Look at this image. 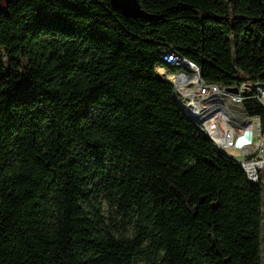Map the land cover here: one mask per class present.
Instances as JSON below:
<instances>
[{
  "label": "trees",
  "instance_id": "16d2710c",
  "mask_svg": "<svg viewBox=\"0 0 264 264\" xmlns=\"http://www.w3.org/2000/svg\"><path fill=\"white\" fill-rule=\"evenodd\" d=\"M137 1L160 19L109 0L0 11V264L264 261V174L251 183L155 78L189 74L164 63L173 47L206 83L264 85V0Z\"/></svg>",
  "mask_w": 264,
  "mask_h": 264
},
{
  "label": "built area",
  "instance_id": "2783aa9c",
  "mask_svg": "<svg viewBox=\"0 0 264 264\" xmlns=\"http://www.w3.org/2000/svg\"><path fill=\"white\" fill-rule=\"evenodd\" d=\"M166 53L175 59L186 60L173 47H169ZM193 66L196 67V76L185 75L181 70L170 73L159 66L155 73L159 69L175 76L173 97L174 91L183 94L192 91V96H202V103L215 118L216 150L230 159L240 158L242 164L259 163L258 172L264 168V126L259 115L260 110H264V85L244 77L228 85L206 83L198 67Z\"/></svg>",
  "mask_w": 264,
  "mask_h": 264
},
{
  "label": "bare ground",
  "instance_id": "6f19581e",
  "mask_svg": "<svg viewBox=\"0 0 264 264\" xmlns=\"http://www.w3.org/2000/svg\"><path fill=\"white\" fill-rule=\"evenodd\" d=\"M163 56L165 59L164 63H166L168 66L175 67V68H182L186 71L191 72V70H189V68L187 69L188 63L186 60L175 59L173 55H169L168 53H164ZM190 65L195 69V76H196V67H194L193 64H190ZM159 72H160V70L158 69L157 72L155 73V75L159 76L158 75ZM181 73H183V72H181ZM165 74L167 77L169 76L167 73H165ZM183 74H185V72ZM160 75H162V77H165L164 74H160ZM160 80H162V79H160ZM168 80L172 83H175V76L168 77ZM175 94H178L181 97V99L178 101L175 98L174 99H175V102L177 103L179 109L181 110L182 114L187 119H189L191 122L194 121L193 123L198 127V129L210 141H212V143L217 148L218 136H217L216 131L214 129L215 118H214L213 113H211V111H209L207 106L202 103V96H192V91H184V94L181 91H175ZM195 97H200V99L197 102L198 107H196V105H195ZM233 160L238 163V161L236 159H233ZM259 165H260L259 163H248V164L244 165L245 171L244 170L243 171L246 173V175L250 181H255L256 171L260 167Z\"/></svg>",
  "mask_w": 264,
  "mask_h": 264
},
{
  "label": "rangeland",
  "instance_id": "374dc122",
  "mask_svg": "<svg viewBox=\"0 0 264 264\" xmlns=\"http://www.w3.org/2000/svg\"><path fill=\"white\" fill-rule=\"evenodd\" d=\"M8 1L9 0H0V11H3V12L6 11V9H7L6 7H7ZM163 61H165L164 56H163ZM188 68H189V70H191V72L187 71V72H189L188 76H195V69L189 63H188L187 69ZM160 74H164L167 79L165 77H162V75H160ZM158 75L159 76L155 75L156 78H164V80H168V77H170V76L167 77L166 74L162 70H160ZM174 98L177 101L181 99V97L178 94H175V91H174ZM199 99H200V97H195V105H196V107H198L197 102H198ZM228 152L230 153V151H228ZM231 153H233V152H231ZM236 160L238 161V164L241 166V168L245 171V168H244L245 164L242 165V163L240 161L241 159L238 158ZM108 170L110 171V168H108ZM259 170H258V172L256 171V177H255L256 179H255V181H253L254 184H258L259 183L258 178L262 177L261 173L264 174V168L263 167L261 169H259ZM245 175H246V173H245ZM262 180H263V178H262ZM95 183H90V185L88 186L89 189L92 188V186ZM95 199H96V202L98 204H100V206H101V215L105 219L106 223L107 224H113V225L116 224L118 227H120L121 224H122L121 215L116 212L117 208L114 205V203L109 201V196H108L107 192L102 190V189H99L98 193H96ZM91 201L93 202V200H91ZM262 213H263V218H262V229H261V231H262V237H263L264 236V199H263V205H262ZM126 229L128 230V232L130 234H132L133 231H132V226L131 225H128L126 227ZM263 250H264V239L261 238V251H262V253H263ZM138 264H144V262H139ZM262 264H264V261H262Z\"/></svg>",
  "mask_w": 264,
  "mask_h": 264
},
{
  "label": "water",
  "instance_id": "95a60500",
  "mask_svg": "<svg viewBox=\"0 0 264 264\" xmlns=\"http://www.w3.org/2000/svg\"><path fill=\"white\" fill-rule=\"evenodd\" d=\"M109 3H110V6L113 10L120 12L124 17H126L128 19H132V20L143 19V20L148 21V22H152L154 20L160 19V17H158L156 15L145 13L141 9V6L137 0H109ZM156 80L167 82V83L172 85V83L170 81H167V80H160L157 78H156ZM176 105H177V103H176ZM177 107H178V105H177ZM250 182L254 184L253 181H250Z\"/></svg>",
  "mask_w": 264,
  "mask_h": 264
},
{
  "label": "crops",
  "instance_id": "0c3cea01",
  "mask_svg": "<svg viewBox=\"0 0 264 264\" xmlns=\"http://www.w3.org/2000/svg\"><path fill=\"white\" fill-rule=\"evenodd\" d=\"M158 79H163L164 80V78H158Z\"/></svg>",
  "mask_w": 264,
  "mask_h": 264
}]
</instances>
